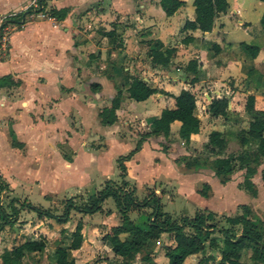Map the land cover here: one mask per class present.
<instances>
[{
	"label": "crops",
	"instance_id": "crops-1",
	"mask_svg": "<svg viewBox=\"0 0 264 264\" xmlns=\"http://www.w3.org/2000/svg\"><path fill=\"white\" fill-rule=\"evenodd\" d=\"M33 1L0 0V19L26 10L33 4ZM181 1L182 4L172 15H166L161 8L160 0H45L47 15L52 8L57 10L68 8V13L63 19H55L50 15L44 18L39 16L31 18L29 14L26 15L23 25L10 34L5 58H0V77L10 75L14 80L21 81L23 85L22 91L12 89L10 94L9 92L4 93L7 90L5 87L0 88V134L4 136L3 130L10 128L9 131L13 132L10 139H16L22 144L21 148L13 147L11 140H7L8 145L17 149L20 155L28 156L31 148L29 140L34 138L32 139L29 134L25 135L24 132L19 131L20 129L34 130V128L38 130L36 123L43 124L41 119L35 123L36 119L33 117L35 101L39 100V102L45 103L48 100H56L60 96L63 98L75 97L76 101L73 102L78 111L76 117L80 118L82 124L80 130L91 129L92 135L96 136L97 134L103 137L106 145V148L89 152L81 147L78 154L84 153L90 159L95 157L99 159L105 155L111 156L110 161L115 159L119 169L118 158L127 155L141 141L140 148L128 160L124 161L126 167L124 176L121 175L122 172L119 169L121 182L126 183L124 190L132 193V199L136 205L140 204L138 201L140 199L136 196L137 184L145 186L151 195H155L158 190H162L155 186L157 180H167L166 183L170 181L172 186L179 191L178 183L182 185L181 180L184 177L194 181L193 188H196L195 191L205 199L215 195V186L225 190L231 184L248 193L246 189L239 186L244 180L241 170L234 172L227 182L221 183L214 171L206 165V159L197 158L200 163L192 165L191 170H187L189 164L186 162L189 159L186 161L187 157L184 154L188 150L199 151L201 148L198 146L200 145L207 148L208 136L212 131L224 133L225 137L229 138L228 144L233 145L237 142V131L248 129L250 115L245 110L246 98L249 95L264 96V24L260 22L264 13V1L226 0L228 4L226 10L217 15L214 27L211 31L206 32L199 28H184L186 21L196 19V12L194 0ZM98 26H102V28L97 29ZM110 31L115 34L109 36ZM188 37H193V39L185 40ZM155 41L162 43V50L167 48L172 50L167 67L153 64L151 61L149 50ZM244 44L257 48L256 54L252 55L244 48ZM92 53L93 56H91ZM126 73L131 77L140 78L150 87L155 88L156 93L144 101H134L127 97V92L123 89L121 104L116 110L117 120L114 124L105 126L101 123L96 105L101 102L106 106L108 103L110 105L117 93V81ZM66 74H69L73 81H79L82 86L81 91L64 80ZM29 81L32 83L30 84ZM94 83L99 85L97 91L90 88V85ZM183 89L190 91L195 97L194 114L200 120L198 133L191 134L189 142H185L178 135L181 125L179 120H174L170 124V132L167 135L149 133L151 120L159 117L166 107H174L173 96L178 95ZM90 93L94 96L92 102L87 100L84 103L79 100ZM17 95H22L25 99V108L21 110L17 108L20 102L15 100ZM221 98L229 100L228 114L227 116H212L208 111L209 104L213 99ZM10 103L12 104L10 105ZM62 104L61 102L54 104L52 109L47 106L45 110L47 112L56 111L58 107L65 109L66 104L64 106ZM59 113L56 115L58 116ZM59 118L61 117L55 118V124H58ZM54 121L51 120L50 123H47L48 125H44V128H52L51 125L54 124ZM232 130H235V133H231ZM139 131L141 133L144 131V133L140 134ZM74 133L76 134V132ZM74 133L73 137L69 138L70 146H72ZM4 137L6 139V136ZM48 137L46 136L45 139ZM131 142L134 143L132 147ZM162 143L168 146L167 151L160 148ZM124 145H126V152L116 156L113 151L116 147H119V151H124ZM57 152L61 154L66 167L76 166L75 161L78 154L73 157H65L62 152ZM145 152L151 154L153 166L161 163L168 164V167L172 169L173 177L154 178L153 183L150 180V183L142 180L141 178L145 176L144 166L146 164L143 159ZM7 166L0 167V198H3L6 192L4 186H8L14 194L19 187L16 176L20 175L9 172L10 169ZM260 166L257 167V171L251 179L255 186L257 180L264 181V163ZM100 174V177L91 179L90 186L93 183L96 184L97 181H102L101 188L92 193L87 191L85 186L82 188L76 186L81 191L64 200L61 214H56L51 208L39 207L28 201H26V206H23V199H19L20 197H16L19 202L11 200L13 212L20 216L26 212L24 216L27 217L18 220L22 224L17 222L10 224L11 220L14 221L11 219L12 217L8 216L10 219L8 221L7 215L2 209L0 210V220H2L0 223V255L25 241L43 238L46 242L44 249L36 253L26 252L20 264L25 258L27 264H56L50 256L49 258L52 260L44 263L48 255L52 254L44 255V252H47L48 249L54 250L58 245L68 247L70 233L75 230L78 223H81L82 245L78 249H70L67 252L68 259L72 260L74 264L81 262V256L90 253L86 250L85 243L88 242L87 246L92 249L98 248L97 242L100 241V234L102 233L104 236L111 233L112 229L120 225L122 221L121 212L112 197L106 198L101 203L97 216L95 215L97 212H81L78 210L80 205L67 202L72 197H81L85 193L89 199L105 186L109 187L110 183H113L114 180L103 175L105 173L100 172ZM179 177L181 179L178 180ZM21 178L27 180V175H22ZM103 183L105 184L102 187ZM129 184L132 185L131 189L127 188L130 186ZM200 184L202 187L204 184L209 186L208 196H202L199 193V190L202 189L199 188ZM39 186H41V182ZM255 190V195L249 192L252 199L261 193L260 188L255 187ZM56 194L55 191L44 189L41 195L49 202L51 200L54 202ZM151 195L144 199H150ZM109 198H112L116 205L117 211H115L119 213V223L116 222L117 220L113 224L109 223L115 214L114 209L106 208ZM155 199L159 200L162 205L160 208L165 212L161 195ZM243 204H239V207ZM19 205L21 206L19 207ZM136 205L130 207L132 212L138 211L139 214L141 209L144 211V207ZM146 206L149 205L146 204ZM66 207L69 208L66 222L57 223L52 216L64 215ZM197 209L211 210L208 206L197 207ZM73 210L79 214L74 225L70 221ZM30 211L37 215L31 216ZM213 212L218 211L215 208ZM126 213L130 218V213L128 211ZM28 216L32 218L28 219ZM3 217H6L5 221ZM58 224L60 225L59 229L56 228ZM9 226L13 232L10 239H4ZM61 230H64L62 236L59 234ZM15 231L16 233H14ZM167 236H170V240L165 244L159 241L161 237ZM161 237L156 241L151 257L156 264H168L164 246L174 245L173 235L162 233ZM105 243L111 249L109 244ZM158 243V248H155ZM79 253L80 259L76 257ZM215 254L219 261L220 254L218 252ZM41 255H44V259L38 261ZM112 256L122 263V258L115 255L114 252ZM136 264L141 263L136 262Z\"/></svg>",
	"mask_w": 264,
	"mask_h": 264
},
{
	"label": "trees",
	"instance_id": "trees-1",
	"mask_svg": "<svg viewBox=\"0 0 264 264\" xmlns=\"http://www.w3.org/2000/svg\"><path fill=\"white\" fill-rule=\"evenodd\" d=\"M45 0H39L42 4ZM264 1V0H263ZM196 19L194 21H186L184 28H199L201 31H211L214 27L215 18L220 12L226 10L228 4L226 0H194ZM182 4L181 0H160L162 10L166 15H172ZM31 7L21 11L11 17L7 16L3 19L8 22H17L23 24L26 15L31 13ZM68 8L50 10L49 15L55 19H63L68 13ZM261 24H264V13L261 18ZM3 25V23H1ZM1 25V26H2ZM115 32L110 31L109 36H113ZM188 37L185 40H192ZM163 45L159 41H155L149 50V55L153 64L162 67L169 65V57L171 49L162 50ZM244 48L252 55H255L257 48L244 44ZM93 56V54H91ZM124 77L121 84H116L117 93L112 99L109 107H103L98 112L101 123L105 126L114 124L117 120L116 110L120 107L123 89L127 92V97L134 101H144L150 95L156 93V89L150 87L143 80L137 77ZM21 81L14 80L10 75L0 77V88L6 86L20 85ZM98 84L90 85L91 90L97 91ZM174 107H166L160 116L151 120L149 133L164 135L169 134L170 124L174 120L181 122L178 135L185 142H189L191 134L198 133L200 128V120L194 114L195 97L188 90H181L178 95L173 96ZM227 98L213 99L208 107V111L212 116H227L228 114ZM245 110L250 115V122L247 130L239 129L236 138L242 145L250 146L252 144L253 151H244L238 155L223 156L224 149L227 145V138L224 133L212 131L208 136L206 147L216 157L211 159L213 164H209L215 175L221 183H225L230 176L236 172L235 169H244V180L240 183V187L246 189L253 195L256 194L254 184L251 179L257 171V166L261 160H264V96L249 95L246 98ZM10 135L13 132L10 131ZM12 137V136H11ZM143 139V138H142ZM141 141L127 155L118 158V167L121 175L126 173L124 161L128 160L134 152L140 148ZM13 147L21 148L22 144L16 139L11 140ZM187 161V159H186ZM239 161V167L233 163ZM190 166L198 165L199 160L192 159L186 162ZM210 163V162H209ZM188 165V166H189ZM209 186L204 184L199 193L202 196H208ZM124 197L133 202L131 192L122 189ZM108 197H112L121 212L122 221L120 225L114 227L111 233L103 236V240L109 244L115 255L122 258L121 264H136L137 255H140L141 264H156L152 260V251L156 241L161 237L162 233H170L174 245H165V256L168 264H244L243 252H250L248 259L250 264H264V221H254L248 217L249 207L240 205L243 209L241 214L234 216H217L215 212L208 209H197L192 217L182 216L179 219L172 218L160 208L158 199H144V205L153 202V210L142 222L132 220L126 213V207L122 204V197L116 188L105 186L94 196L89 197L88 201L78 206L79 211L85 213H94L100 210L101 203ZM123 197V198H124ZM126 200V201H127ZM68 203L71 200L67 201ZM155 204V205H154ZM69 206V204H67ZM128 208V207H127ZM69 208L62 216H52L57 223H65L68 217ZM224 217L229 226L219 227L215 218ZM146 218V217H145ZM140 219V218H139ZM81 223L76 225L75 230L70 233V242L68 247L58 245L50 255L56 264H74L67 257L68 250H75L81 247L83 236L81 233ZM236 228V229H235ZM64 230L60 231L62 236ZM218 234L217 236L215 234ZM207 244L220 254V260L217 261L216 255L207 253ZM46 245L45 239L38 238L25 241L12 248L6 250L0 255V264H20L22 257L27 253L40 252ZM200 256V257H198ZM197 257V260L194 258Z\"/></svg>",
	"mask_w": 264,
	"mask_h": 264
},
{
	"label": "rangeland",
	"instance_id": "rangeland-1",
	"mask_svg": "<svg viewBox=\"0 0 264 264\" xmlns=\"http://www.w3.org/2000/svg\"><path fill=\"white\" fill-rule=\"evenodd\" d=\"M47 3V1H46ZM7 17V16H6ZM4 18V17H3ZM3 18L0 19V22L8 23V21H5ZM98 23V22H97ZM100 23V22H99ZM99 25V24H98ZM8 28V33H7V45L5 46L6 49L0 52V58H5L7 49H8V39L10 37V34L14 30L20 27H15L11 24H7ZM102 26H98L97 29H101ZM98 31V30H97ZM147 52V51H146ZM93 54V53H92ZM127 77H131L126 73ZM124 77H120L118 79V83L123 82ZM64 80L70 84L74 85V87L77 88L78 91H81L82 86L80 85L79 81H73L70 78L69 74H66L64 77ZM31 84L32 82L29 81ZM7 90L4 91V93L10 94V91L12 89H16L19 92L22 91L23 85H16L14 86H8L5 87ZM14 91V90H13ZM12 93V92H11ZM7 95V94H6ZM8 96V95H7ZM18 97L15 98V100H19V104L17 108L19 110L25 108V99L24 96L22 95H17ZM90 96V97H89ZM94 96L90 93L88 96L81 97L79 100L84 101V103L89 100L92 102ZM68 100L65 101L64 100ZM76 101L75 97L69 98V97H64L60 96L56 100H48V102L42 103L39 102V100H36L35 107H34V115L33 117L36 119L35 123L37 120L41 119L43 124L40 122L36 123L38 126L37 128L32 129H20L19 132H24L23 134L27 135L29 134L30 137L33 140H29L31 144H29L30 151L28 156H22L19 154V151L17 149L11 148L8 145V141H10L11 136L9 133L10 128H5L3 130V134H0V167H5L6 165L9 166V172L13 173H18L20 176H16L17 178V184L19 185L18 189L15 191V194L12 193V191L8 188V186H4L6 192L4 193L3 198L1 199L0 204V210L2 209L5 215H7V220L8 216L12 217L14 221L11 220L10 224H14L17 222L18 224H22V222H19V219H26L27 216H24L26 212H24L21 216L16 215L15 212H13V208L11 205V200L12 202L18 201L16 197H20L19 199H23V206H26V201L31 202L32 204L43 207V208H51L53 212L56 214H61L63 210V203H65V199L67 197H70L73 194H76L80 192V189H77L76 186L81 187L85 186L87 187L86 190L94 193L96 189H100V183L102 181H97L96 184L93 183L90 186L91 179H95L96 177H100L102 173L104 176L106 175L108 179L114 180L113 183H110V188H116V190L119 192V196L122 197V204L124 207H126V212L130 213V218L135 219L137 222H142L147 219V214L151 213L153 210V202H149V206H144L143 199L151 195V192L148 191L145 186H142L141 184H137V190H136V196L140 199L138 200L140 204H137L133 201L130 202L124 197V194L122 193V189L126 187V183L121 182L120 175H119V169L117 168L115 159L113 161H110L111 156L105 155L103 157L94 158L90 159L88 158L84 153H79L81 147L89 152L90 150H100L101 148H106L104 138L97 135L94 136L93 131L90 129L88 131H85L84 129L80 128L82 127L80 118L76 117V112L77 108L74 106V102ZM13 101V99H12ZM11 101V102H12ZM23 101V102H22ZM61 102V104L64 102L66 104L65 109H61L60 107L57 108L56 111L50 110L47 112L45 109L48 108L52 109L54 104H58ZM72 102V103H71ZM49 105H48V104ZM112 103V102H111ZM110 103V105H111ZM12 103H10L11 105ZM64 104H62L64 106ZM141 104V103H139ZM108 103V106H110ZM98 112L100 109L103 107H108L106 106L103 102L100 104L96 105ZM60 112V113H59ZM56 113H59L58 116ZM58 124H55V118H58ZM248 119H251L248 117ZM51 120L54 121V124L51 125L52 128H44V125H48L47 123H50ZM249 121V120H248ZM43 125V126H42ZM76 132V134L74 133ZM124 132L126 133V130L124 129ZM2 133V132H1ZM74 133V138L72 140V146L69 144V138L73 137ZM140 134H143L144 131ZM231 133H235V130L231 131ZM46 136H49L48 138L45 139ZM230 137V136H229ZM229 139V138H227ZM8 140V141H7ZM131 147L134 145L133 142L130 143ZM123 145V144H122ZM201 148L199 151H187L184 156H186V159H189L190 162L192 159L196 158H202L203 160L206 159L207 161L205 162L206 165L209 167V164H213L211 159L215 158L216 156L208 151L207 148H205L203 145L198 146V148ZM126 145L123 146L124 151L120 150L119 147L113 151L114 154L119 155V154H124L126 151ZM161 149L164 148L165 151H167L168 146L165 144H161ZM253 146L250 144V146L247 145H242L241 143L237 142L233 143V145L228 144L223 151L224 155L223 156H228V155H238L240 153H244V151H253ZM24 150H26V147H24ZM62 152V155L64 154L65 157H73L77 156V159L75 161L76 166L72 167H66L64 164V160L61 156V154L57 151ZM177 153V152H175ZM111 154V155H114ZM174 155V152H173ZM143 159L145 161V176L142 177V180L147 181L150 183V181L153 183L154 178H159V177H173V174L171 172V168L168 167V164L161 163L160 165L153 166L151 164V154L148 152H145L143 154ZM210 162V163H209ZM264 161L261 160L260 165H262ZM234 165H237L239 167L240 162L236 161L233 163ZM69 165V164H67ZM7 166V167H8ZM257 166V167H258ZM261 167V166H260ZM210 168V167H209ZM99 172H98V170ZM187 170H191V166H187ZM121 171V170H120ZM235 171H239V168H236ZM242 174L245 173V170L242 169ZM24 172V173H23ZM3 175L4 173L1 172ZM15 174V175H16ZM234 174V173H233ZM27 175V180L21 178V176ZM105 176V177H106ZM124 176V175H123ZM38 177L37 179H34ZM7 179V178H5ZM181 179L180 177L178 180ZM235 180L237 179L236 177L234 178ZM150 180V181H149ZM215 180V178H214ZM264 180V179H263ZM35 181V182H34ZM136 181V180H134ZM156 182V187L162 189L158 190L157 194L151 195L149 200H153V198H157L158 195H161V202L164 204L163 210L167 212L172 218L179 219L180 217L188 216L191 217L195 214V210H197V207H204L208 206V208H211V211L215 210L216 208V215L220 216L223 214H227L230 216H234L236 214H241L243 212V209L239 207V204L241 203H246L247 206L249 207V214L248 217L254 221H264V181L261 179L257 180V184L255 187H258L261 189V193L257 196L256 198L252 199V193L250 194L249 191L246 193L243 190L238 189L237 187L233 185H229L225 190H221L219 186H215V195L211 196L210 198H203L201 197L193 188V182L191 179L184 177L183 180H181L182 185H179V188L177 191L172 184L166 183L168 182L167 180H157ZM41 182V186H39ZM216 184H218L217 180H215ZM36 183V184H35ZM95 184V185H94ZM105 183L102 184V187L104 186ZM6 185V184H5ZM128 189H131L132 185L129 184ZM150 186V185H148ZM152 187V186H151ZM199 188H202V185H199ZM46 190L50 191H55L56 198L54 202L52 200L49 202L45 197H43L41 194ZM126 189V188H125ZM179 192V193H178ZM183 192V193H181ZM91 193V194H92ZM167 193V194H165ZM185 193V194H184ZM165 194V195H162ZM15 195V196H14ZM124 197V198H123ZM88 196H86V193L83 194L81 197L80 196H74L71 199V202L76 204V205H82L85 201H87ZM27 199V200H26ZM160 199V198H158ZM20 200V201H21ZM127 200V201H126ZM109 204H106L107 207H111L114 209V216L110 220V224H113L115 220L116 222H120V217L119 213L116 212L117 208H115V204L113 202L112 198H109L107 200ZM62 203V204H61ZM139 206L141 205V208L144 207V211L142 209L139 211H133L130 209V207L133 206ZM155 205V204H154ZM21 205H19L20 207ZM162 206V205H160ZM128 207V208H127ZM55 208V209H54ZM116 210V211H115ZM19 211V210H18ZM73 213V216H70L71 218V224L75 223L78 220L79 214H77L74 210L71 211ZM220 212V213H219ZM18 213V212H17ZM113 213V211H111ZM31 216H36L37 214L33 211H30ZM99 212L95 213L97 216ZM28 216V219L32 217ZM101 217V215H100ZM146 217V218H145ZM140 218V219H139ZM3 220H6V217H3ZM215 220L218 222L217 225L220 227H227L229 224L226 223L225 219L223 216L220 218H215ZM0 223H2V220H0ZM74 225V224H73ZM59 224L56 225V228L59 229ZM70 227V226H69ZM14 229V227H13ZM236 229V228H235ZM15 230V229H14ZM12 229L11 226L8 227V231L4 236V239H10L11 234H12ZM16 233V231L14 232ZM216 236L218 235L217 233L215 234ZM100 241L97 242L98 248L92 249V247L87 246L88 242H86V250L90 251L89 254L87 255H82L81 256V262H78L76 264H120L121 261L119 259H115L113 257V251L110 249L105 241L103 240V234H100ZM169 238V239H168ZM263 239H264V232H263ZM170 240V236L167 237H161L159 240L162 243H166V241ZM264 241V240H263ZM159 243L155 246V248H158ZM1 247V246H0ZM49 247V246H48ZM53 250H49L47 252H44V255L51 254ZM213 252L212 254H215V250L210 246V244H207V253ZM244 258H243V263L244 264H250L248 256L250 255V252L247 250L243 252ZM44 255H41L38 261H41L44 259ZM216 255V254H215ZM50 255H48V258L45 259L44 263L47 261H51L52 259L49 258ZM76 257H79L80 259V253L77 254ZM200 257V256H198ZM165 258V257H164ZM166 260V258H165ZM194 260H197V257L194 258ZM87 261V262H86ZM108 261V262H107ZM141 263L139 259V255L137 256L135 263ZM48 263V262H47ZM22 264H27V259L25 258L22 262Z\"/></svg>",
	"mask_w": 264,
	"mask_h": 264
},
{
	"label": "built area",
	"instance_id": "built-area-1",
	"mask_svg": "<svg viewBox=\"0 0 264 264\" xmlns=\"http://www.w3.org/2000/svg\"><path fill=\"white\" fill-rule=\"evenodd\" d=\"M45 3V1H44ZM42 4L41 2H39V0H34L33 4L30 6L33 11L31 13H29V16L32 18L33 16H39L41 18L44 17H48L49 15H47L46 11H45V4ZM29 8V7H28ZM11 17V16H9ZM6 21V20H5ZM3 23V25L1 24ZM7 24H12L15 27H20L23 24H18L17 22H8V23H4V22H0V52L6 49V41H7ZM2 25V26H1Z\"/></svg>",
	"mask_w": 264,
	"mask_h": 264
}]
</instances>
